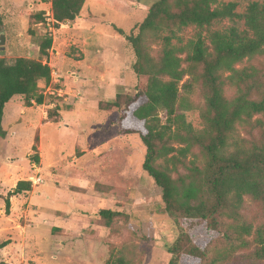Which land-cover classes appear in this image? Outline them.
Returning <instances> with one entry per match:
<instances>
[{"label": "rangeland", "instance_id": "rangeland-1", "mask_svg": "<svg viewBox=\"0 0 264 264\" xmlns=\"http://www.w3.org/2000/svg\"><path fill=\"white\" fill-rule=\"evenodd\" d=\"M153 1L85 0L81 9L85 17L79 15L80 19L72 20L74 24L65 32L56 33L54 49L59 54L52 62L62 75L64 86L79 90L80 96L75 99L70 96L73 101L68 98L66 102L46 94L44 109L32 101L30 106H25L19 95L7 104L2 120L6 134L0 137V188L9 189L21 177L30 181L31 176L38 175L41 180L34 186L31 182L30 191L19 193L28 196L34 191L30 204L27 200L14 209L10 204L6 211L5 197L0 196V249L5 241L12 242L0 254V263L107 264L106 259L113 262L122 257L126 264H167L170 258L167 246L177 237L180 227L199 248L218 236L203 220L182 218L176 223L166 213L160 188L142 169L145 147L140 138L137 134H119L120 108H98L97 103L113 100L119 92L130 96L136 92L133 51L113 26L129 32L143 20ZM227 1L236 2L235 12L239 16L215 21L211 29L234 25L244 30L241 15L246 6L251 1L264 0H224ZM49 7L48 0H0V33L5 37L0 58L7 63L19 56L42 58L38 55V44L45 35L36 25L41 20L36 15L41 12L42 18L43 9ZM196 30L189 26L176 34L184 44L194 37ZM145 43L149 53L156 57L160 44L150 37ZM86 50L93 53L88 62L94 68L87 71L83 67L74 68L71 64L83 60ZM249 63L257 60L243 59L238 66ZM43 86L38 87L39 93ZM231 93L227 90V97ZM183 95L191 101L195 113L203 106L197 90ZM50 103L52 107L47 108ZM15 130L23 133L19 147L27 144V138L37 144L40 138L42 164L33 161L38 156L33 147L25 157L22 149L17 150L18 155L17 151L16 154L11 151ZM82 148L88 150L83 157ZM15 164L22 165L27 173L12 174ZM27 208L31 214L25 217ZM100 209H111L120 215L105 227V219L98 215ZM241 214L256 227L264 219V207L245 196ZM59 225L67 230L65 236L56 227ZM249 253L250 249L238 250L236 259L226 264H251L247 258ZM179 264H201V261L183 253Z\"/></svg>", "mask_w": 264, "mask_h": 264}, {"label": "trees", "instance_id": "trees-1", "mask_svg": "<svg viewBox=\"0 0 264 264\" xmlns=\"http://www.w3.org/2000/svg\"><path fill=\"white\" fill-rule=\"evenodd\" d=\"M84 3L51 0V7L57 20H74ZM236 6L224 0H155L129 32L113 26L133 51L136 92H119L115 99L97 103L98 108H120L119 134L140 138L145 147L142 169L160 188L166 213L176 223L203 220L218 233L199 248L180 227L167 246V264H179L183 253L198 257L201 264H226L238 250L249 249L251 264L264 261V219L253 227L241 214L245 196L264 207V1L248 3L241 15L244 30L234 25L210 28L215 21L238 17ZM189 26L197 30L182 44L176 33ZM147 37L160 44L156 57L149 53ZM51 43L50 37L39 41V57L47 55ZM243 59L257 63L238 66ZM49 79L50 69L40 59L19 56L7 63L0 58V137L6 134L5 104L17 95L25 106L31 100L41 104L38 83ZM196 90L203 98L197 113L183 95ZM38 160L35 155L33 161ZM30 190L29 180H19L9 195ZM9 205L7 198L6 211ZM98 215L108 227L120 213L100 209ZM109 260L105 262L126 264L122 257Z\"/></svg>", "mask_w": 264, "mask_h": 264}, {"label": "built area", "instance_id": "built-area-1", "mask_svg": "<svg viewBox=\"0 0 264 264\" xmlns=\"http://www.w3.org/2000/svg\"><path fill=\"white\" fill-rule=\"evenodd\" d=\"M48 3L50 6L49 9H43L42 18L36 24L38 27H40L42 29L45 37H50L52 39V43H51L50 48L48 49L47 55L43 56L40 59L41 63L48 66L50 69L49 82L43 86V90L40 93L43 96H45L46 94H51L53 96L55 95L56 97H60L63 99V101L67 102L68 98L70 99V98L74 97V99H75V98L79 97L80 92L78 89H77L78 91H76V90H72L70 87H68L66 85L64 86L63 81H61L62 75L60 74V72L58 71L56 66L53 65L52 62H53V57H56L59 54V51L54 49V48H56V47H54V43L56 41L55 40L56 39V36H55L56 33L57 32L58 33L65 32L74 23L72 22V20H57L53 14V10L51 7V0H48ZM69 74L71 76H75V74H73L72 72ZM70 96H72V97H70ZM31 101H32V103H35L33 100H31ZM72 101H73V98H72ZM50 104H51V106L47 107V108L52 107V103H50ZM37 105L38 106L42 105V109L45 108V104L43 102L41 104H37ZM43 113L46 114V111L43 110ZM35 170H36V167H35ZM40 180H41V178L38 175H35V176H31L30 182H32V186H34V185H37L38 183H40Z\"/></svg>", "mask_w": 264, "mask_h": 264}, {"label": "crops", "instance_id": "crops-1", "mask_svg": "<svg viewBox=\"0 0 264 264\" xmlns=\"http://www.w3.org/2000/svg\"><path fill=\"white\" fill-rule=\"evenodd\" d=\"M81 16H80V18H84L85 17V14H83V13H81L80 14ZM80 18H77V20L78 19H80ZM79 22V21H78ZM88 57H93V53L91 52V51H89V50H86V52H85V55H84V59L83 60H81V59H79V60H77V61H74L75 62V64H71L74 68H80V67H83V71H87V70H90L91 68H94L93 66H94V64L92 63V62H88ZM86 60V61H85ZM62 64H63V66H65L64 65V62H62ZM61 67H62V65H61ZM68 72L70 71V69H68L67 70ZM80 73V75L82 74V71L81 72H79ZM41 85H46V84H44V83H42V82H39L38 83V87L39 86H41ZM14 97V96H13ZM12 97V98H13ZM11 98V99H12ZM10 99V100H11ZM9 100V101H10ZM9 101L5 104V106H4V112H3V117L5 116V112H6V110H5V108H6V106H7V104L9 103ZM12 135H13V138H12V147H11V151L14 153V154H16V152L15 151H19V149H22V154L24 155V157L26 156V155H28L29 153H28V151H30L31 150V148H32V151L36 154H38V156H39V160H38V162L37 163H39V164H42V162H43V147H42V144H41V141H40V138H39V143L37 144V143H35L34 141H30L29 140V138H27V144H25L24 146H22V147H19L17 144L20 142V140H21V138L20 137H23L22 135H23V133L22 132H20V131H18V130H15L13 133H12ZM18 151H17V154L16 155H18ZM87 149L86 148H82L81 149V153H83V154H81V157H83L86 153H87ZM75 159H77V157H73V160H75ZM9 160H10V162H8V163H11V158H9ZM36 163V162H35ZM16 165V164H15ZM35 164L33 163V166H34ZM8 166H12V165H10V164H8ZM24 167H22V165H16V166H13L12 167V169H11V173L13 174H18L19 172L22 174V173H27V170H25V169H23ZM44 168V167H43ZM10 173V172H9ZM6 179H3V182H6L5 181ZM19 180H26V179H24L23 177H21V178H17L16 180H15V182L12 184V185H10V187H9V189H5V188H0V196L2 195V196H4L5 197V199H7L8 198V200H9V204H11V207H12V209H14L16 206H17V204H19L20 206L21 205H24L25 203H26V201L27 200H29V204L31 203V198L33 197V196H35L34 194V191H32L30 194H28V196H25L24 194H26V193H24V194H22V195H24V196H22L21 194H14V195H9V192H13V190H14V187H15V185H16V183H17V181H19ZM3 184H6V183H3ZM68 185H72L71 183H69ZM49 197V196H48ZM28 204V205H29ZM29 211V212H28ZM27 214H28V216H30V209H25L24 210V215L23 216H27ZM35 214H37V213H35ZM39 214H37V216H38ZM8 219H11L10 217H8ZM42 219H44V218H42ZM12 220V219H11ZM13 221V220H12ZM13 222H15V221H13ZM59 230H61V232L63 233L62 234V236H65V234H66V229L65 228H62L63 226H56ZM65 233V234H64ZM3 243V242H2ZM11 243L12 242H8L7 241V243H6V241H5V243L3 244V246H2V248L0 249V254L2 255V253H4L5 251H6V249L8 248V247H10L11 246ZM5 261V260H4Z\"/></svg>", "mask_w": 264, "mask_h": 264}, {"label": "water", "instance_id": "water-1", "mask_svg": "<svg viewBox=\"0 0 264 264\" xmlns=\"http://www.w3.org/2000/svg\"><path fill=\"white\" fill-rule=\"evenodd\" d=\"M5 43V37H4V33H0V48H3Z\"/></svg>", "mask_w": 264, "mask_h": 264}]
</instances>
